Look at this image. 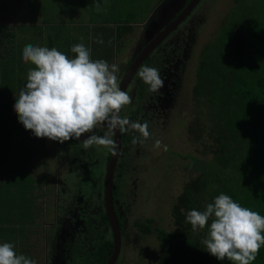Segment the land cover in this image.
<instances>
[{"label": "flooded vegetation", "instance_id": "obj_1", "mask_svg": "<svg viewBox=\"0 0 264 264\" xmlns=\"http://www.w3.org/2000/svg\"><path fill=\"white\" fill-rule=\"evenodd\" d=\"M192 1L186 0L181 10L166 23H161L160 30H155L148 27V21L150 15L165 0H152L148 12L137 14V21L128 22V28L120 31L119 35L117 31L113 33L116 40L113 48L123 51H120L121 60H113L120 69L119 86L121 88L129 77L125 91L132 97L131 104L125 106L120 115L133 121L148 122L151 136L144 143H132L133 137L139 135L136 132L117 131V142L115 134H112L116 144V154L113 155L102 146L94 145L84 150L80 141L75 139L59 143L47 138H37L31 130H25L23 125L19 128L18 133L25 134L26 141L23 143H30V146H23V151L28 150L33 158L29 159L31 164L28 160L20 164L22 172L17 176L18 180L4 184L3 190L0 187V194H7L5 197L0 195V199L5 204L10 203L9 210L6 205L0 207V212L5 208L0 215V231H4L0 234V243H13L17 254H24L37 264H108L115 252L112 264H126L131 257L140 258L145 250V240L152 239L156 246L149 251L145 250L148 252L147 264L155 248L157 261L161 251L158 235L169 231L172 222L164 223L161 215L153 217L149 214L154 211L159 214L164 201L171 207L182 190L175 197L169 196L167 200L165 190L160 197L155 194L158 189L154 188L156 183L153 179L146 181L147 176L160 179L156 173L159 166L163 165V160H166L163 153L168 154V159L170 153H174L166 143H161L162 146L156 148V137L159 132L168 135V131L175 128L177 110L188 103L180 94L186 91L187 85L189 87L191 79L194 84L188 100L190 102L192 98L195 107L197 106V69L202 61V54L211 46L209 44L214 37L210 35L207 45L201 47L202 50L198 49V38L205 29L203 7L206 4L213 6L216 0H210L213 4L208 0H199L189 9L186 17L178 22ZM207 17L212 19L209 13ZM83 25L81 23L75 27L72 24L70 30L74 28L73 30L78 31ZM133 27L135 28L131 29ZM169 28V33L154 45L156 38ZM122 40L125 41L124 44H121ZM195 51L201 54L197 57ZM142 66L157 68L164 78L165 86L158 92H150L149 86L138 76ZM190 126L191 124L186 129L189 138L192 135ZM104 131L98 130L97 134L103 135ZM180 131L177 127L175 134L172 132V139L176 140L173 143L175 146L179 137L181 138ZM84 138L86 136H82L81 140ZM150 145L155 147L153 156L150 155L152 150L146 148ZM163 145L167 146V151ZM179 155L178 153L176 157L183 159ZM191 164L188 162L184 168L188 173H192ZM25 170L28 172H23ZM65 170L67 177L64 184L69 186H64L67 197L61 192L60 184V175ZM110 170L111 203L107 207L106 181ZM144 186L152 188L149 190L154 196L153 203L138 198L139 189ZM20 193L26 195L28 201H20L25 209L15 211L14 199L17 200ZM155 196L158 198L155 199ZM9 198H12V202ZM107 208L113 210L115 221L109 218ZM112 224H116V228ZM165 224L170 226L165 227ZM142 262L143 260H139V264Z\"/></svg>", "mask_w": 264, "mask_h": 264}, {"label": "trees", "instance_id": "obj_2", "mask_svg": "<svg viewBox=\"0 0 264 264\" xmlns=\"http://www.w3.org/2000/svg\"><path fill=\"white\" fill-rule=\"evenodd\" d=\"M85 1L94 6V0H70L68 6L73 11L82 9ZM110 1L112 9L102 14V26L94 29L100 35L105 34L104 37L113 38V44V30L119 35L128 28V22L136 20V15L131 12L123 15L125 6L118 8V0H106L108 4ZM233 3L211 46L202 54L196 74V107L203 106L205 110L199 111L197 118L202 121L199 123L197 119L190 132L196 140L207 136L208 141L201 142L204 149L199 152L204 158H192L191 179L171 203L172 224L169 231L158 235L161 251L156 264H233L228 260L218 261L206 251L201 240L207 227L193 232L185 222L188 211L203 210L220 193L249 209L252 201L259 198L260 203L253 206V211L264 216V0H233ZM91 10L95 16V9ZM52 21L57 20L52 17ZM107 24L115 25V29ZM14 28L36 38L29 43L37 44L43 39L41 31L32 35L33 26L20 24L12 27V31ZM9 29L0 26L1 39L14 37ZM72 41L69 51L64 53L69 57L71 47L79 44ZM44 45L57 43L50 39ZM91 49L94 53L92 40ZM252 264H264V245Z\"/></svg>", "mask_w": 264, "mask_h": 264}, {"label": "clouds", "instance_id": "obj_3", "mask_svg": "<svg viewBox=\"0 0 264 264\" xmlns=\"http://www.w3.org/2000/svg\"><path fill=\"white\" fill-rule=\"evenodd\" d=\"M96 11L100 2L94 0ZM103 43V40H98ZM111 43V41H109ZM74 58L56 48L26 45L22 60L34 67L27 72V83L20 90L13 105L18 121L25 130H31L37 138H47L64 143L70 139L80 141L84 150L102 146L113 155L116 144L112 134L116 131L138 133L132 143H144L150 136L148 122L133 121L120 115L131 104L132 97L119 86V65L103 59L93 60L91 50L83 43L70 49ZM138 76L149 86L150 92H158L164 78L155 67L142 66ZM98 130H105L98 135ZM82 136H86L81 140ZM161 141H155L160 148ZM165 151L167 146L163 145ZM185 222L193 232L207 227L201 240L206 251L218 261L233 264H252L264 245V216L241 206L229 195L220 193L203 210L186 213ZM0 264H37L24 254H17L14 244L0 243Z\"/></svg>", "mask_w": 264, "mask_h": 264}, {"label": "rangeland", "instance_id": "obj_4", "mask_svg": "<svg viewBox=\"0 0 264 264\" xmlns=\"http://www.w3.org/2000/svg\"><path fill=\"white\" fill-rule=\"evenodd\" d=\"M74 1V0H72ZM90 1V0H88ZM149 0H118V5L120 8L122 5L125 6L124 10H122V14L124 15L126 12H131L133 15H137L139 13H146L148 12L151 8L149 7L150 5L148 4ZM210 2V0H208ZM15 0L10 1L8 4H4L0 6V13L4 15L3 20V26L10 27L9 32L14 34V37H10L8 42L10 44H6L8 46H16L17 44L20 43H25L27 41H35L36 38L28 35L27 31H19L14 28V31H12V27L19 26L20 24H25V26H33L32 28V35L35 34L38 31L42 32V35L45 36V39H41L40 41L37 42V44H46L49 43V40L52 39L54 42L57 43V45H48V48H56L57 50L61 51L62 53H67L70 48V41L72 39L74 41H78L79 44L83 43L87 48L91 49V40L93 42V48H94V53H91V58L93 60L97 59H103L107 61L109 64L113 63V60L116 62L121 60V53L123 52L122 49H115L113 48L112 44V39L108 38L107 36L104 37V35H100L95 27H100L102 26L101 18L102 14L108 13L109 9H112V2L110 1L109 4L106 2V0H96V2H100L101 4V11H96L95 5H87V1H85L83 4H81L82 9H77L75 11L72 10L73 7L68 6V2L70 0H26L27 3H22L24 5H19L20 3L16 2L14 3ZM213 4L212 2H210ZM133 4V5H132ZM233 0H216L213 6H208L207 4L203 7V11L205 13V18H204V23H205V29L203 33L200 34L198 38V49L203 46L207 45V42L209 40V36L216 35L217 31L225 21L227 13L230 11V9L233 7ZM76 6V5H75ZM117 8V9H118ZM95 9V16L92 14V10ZM34 11L32 15H30V12ZM210 14V18L207 17V14ZM116 14V13H115ZM47 21H46V17ZM152 15H150L151 18ZM52 17L59 21H52ZM34 19V20H33ZM213 20V21H212ZM137 21V20H135ZM55 22L59 23L55 24ZM133 22V21H132ZM81 23H84L83 28L79 29L78 31L70 30L71 25L73 24L75 27L80 25ZM109 28L115 29V25H106ZM135 27L131 28L134 29ZM138 28V27H137ZM12 31V32H11ZM116 29L113 30V33H115ZM27 34V36H24V34ZM48 34V35H47ZM22 36V37H20ZM91 38V40H90ZM108 38V39H107ZM107 39V40H106ZM213 39V38H212ZM98 40H103V43H98ZM115 40V39H114ZM111 41V43L109 42ZM124 40H122L121 44H124ZM78 44V43H77ZM116 44V40H115ZM201 48V50H202ZM119 50V51H118ZM121 51V53H120ZM114 54V55H113ZM195 54L200 55L199 52L195 51ZM116 56V57H115ZM70 58H74V55L71 53ZM8 65V64H7ZM7 65L3 64V62H0V89L4 88L8 82H15V80H20L15 82L14 84H17L19 86V83H23L25 80V73L19 72L18 76L15 75L12 71L11 68L10 70L8 69ZM9 66V65H8ZM192 82V83H191ZM189 84V87L187 85L186 91H182L180 96L182 99H186V102H188L184 107L180 108L177 110L175 117V128H173L171 131H168V135L165 134L164 132L161 133L159 132L156 140L160 139L162 144H168L167 146L172 148V152L170 153L171 156H169L168 159V154H165V162L163 160V165L159 166L160 168L158 169V175L157 177L160 179H155L152 177L147 176L146 181L153 179V182L155 184V189L158 191L155 193L160 197L161 193L163 195V191L165 190L168 194L167 195V200L168 197L172 196L175 197L180 190H182V187L185 183L191 179V172H186L184 169L187 167V163L190 162L192 163V158L193 157H201L204 158L202 155L199 154V152L203 151V144L201 142L207 143L208 139L207 136L201 137L199 140H196L194 138V133L190 135V138L186 132V129L188 125H192L197 119L198 122L201 123L202 119L197 118L201 113L204 112L205 108L203 106L198 109L195 107L193 100L191 98L190 102L188 100V94L191 96V88L193 87L192 85L194 84L192 79ZM188 88V90H187ZM201 111V112H199ZM182 115V116H181ZM204 118V117H203ZM205 119V118H204ZM1 120V119H0ZM182 124V125H181ZM181 125V126H180ZM8 126H10L8 124ZM183 126V127H182ZM180 129L181 133V138L179 137L178 139V144L175 146L173 143H175L176 140L172 139L173 133L175 134L176 128ZM168 129V128H167ZM173 132V133H172ZM150 140V139H149ZM173 141V142H172ZM146 148L148 150H152L150 153L151 156L154 155V150L155 147H150ZM43 152V151H40ZM180 154L183 159L177 158V154ZM5 159L9 165L3 164L4 161L2 159ZM163 158V157H162ZM14 161V154L12 151L9 153H0V167H10V169H13V166L11 164ZM11 163V164H10ZM21 163V160H20ZM167 166V167H166ZM20 167V164H19ZM226 172V171H225ZM224 172V173H225ZM20 174V170L18 172V175ZM66 170L63 171L60 175V184L62 185L61 192L63 193L64 197H67V191L64 192V186L69 187L68 185L64 184L66 180ZM19 178L17 177L16 180ZM18 186L19 183H18ZM153 188V189H154ZM152 188H149L147 186L140 187L139 193H138V198L144 202L150 203L153 201L154 196L150 193V190ZM1 195V194H0ZM15 198V197H14ZM158 197L155 196V199ZM151 199V200H150ZM154 199V200H155ZM9 201L12 202V198H9ZM20 201H25L27 202V197L26 195H23L22 193L17 195V200L14 199V202L18 205ZM20 203V206L18 208L16 207V204H13V209L16 211H22L25 209ZM153 203V202H152ZM260 203V199L257 198L255 201H252V205L250 206V209L253 210V206ZM2 205H6L7 209H10V203L9 202H3L0 199V207ZM158 206V204H157ZM259 206V205H258ZM264 203L262 205L263 209ZM161 208H159V214L154 211L153 213H150L149 215H152L153 217H157L159 215L162 216V220L165 223L166 221H171L170 219V206L167 204L166 201L161 203ZM157 208V207H156ZM155 208V209H156ZM158 209V208H157ZM5 208L3 209L4 212ZM149 211V210H148ZM3 212H0V215L3 214ZM10 218L13 219V216L10 215ZM168 219V220H167ZM170 224H165V227H169ZM4 231H0V234L3 233ZM145 247L144 249L149 251L151 250L154 246H156L155 242L152 239H147L145 240ZM143 251L141 257H137L136 259H131L127 262L126 264H139V260H143L142 264H147V256L146 254L148 253L147 251ZM156 252L157 249L155 248L153 250L152 256L150 255L148 264H156ZM128 260V258H127Z\"/></svg>", "mask_w": 264, "mask_h": 264}, {"label": "crops", "instance_id": "obj_5", "mask_svg": "<svg viewBox=\"0 0 264 264\" xmlns=\"http://www.w3.org/2000/svg\"><path fill=\"white\" fill-rule=\"evenodd\" d=\"M10 1L13 0H0V6L4 4L10 3ZM27 3L26 0H15L14 3ZM3 20L4 15L0 13V26H3ZM59 22V21H57ZM55 22V24L60 25L59 23ZM48 35V34H47ZM27 36V35H26ZM0 35V62H3V64L7 65L8 69L15 73L16 76H18L19 72L25 73V80L23 83H19V86L17 84H14L15 82L19 80H15V82H8L4 86V88L0 89V153H9L10 151L14 154V161L11 164L13 166V169H10V167H0V187H2V190L4 189L3 185L11 184L13 181L16 180L18 176V172L21 167H19V164H24V161L28 162L29 159L33 158L31 155H29L28 150L23 151V146H30V143L27 141L26 144L23 142L26 141L25 134L22 132V134L18 133V130L20 127H22V124L18 121L17 114L13 110V105L16 102L15 98H18L20 90L26 85L27 83V72L30 68L34 67L31 63H25L22 60V50L23 48L28 45L30 40L25 43H19L16 46H8L6 44H10L8 40L1 39ZM28 37V36H27ZM43 39L45 36H43ZM32 44V43H29ZM34 46H44V44H32ZM8 124L10 126H8ZM30 156V157H29ZM23 159V161L20 160ZM4 161L3 164L9 165L7 161L3 158ZM31 164V162H29ZM22 170H20V173ZM23 172H28L27 170ZM1 196L5 197L7 194L1 193ZM3 201V200H2ZM5 202V201H3Z\"/></svg>", "mask_w": 264, "mask_h": 264}, {"label": "water", "instance_id": "obj_6", "mask_svg": "<svg viewBox=\"0 0 264 264\" xmlns=\"http://www.w3.org/2000/svg\"><path fill=\"white\" fill-rule=\"evenodd\" d=\"M199 0H193L191 2V4L189 5V7L186 8L184 14L179 18L178 22L180 21V19H183L184 17H186V15L188 14V11L190 8H192L194 5H196V3ZM186 0H165V2L163 4H161L160 6H158L156 8V11L152 14L151 18L149 19L150 21L148 24V27H153L156 29L160 30V24L161 23H166L167 20L171 19L173 17V15L178 12L179 10L182 9V7L184 6ZM171 30V28L166 29L163 33H161L155 40V43H157L158 41H160L161 39H163ZM153 46V44L151 45V47ZM149 50H147V52H144V54L142 55V57H144L146 55V53H148ZM129 80V77H127V79L125 80V82H123V84L121 85V90L125 91V87H126V83ZM115 134V140L116 142L118 141L119 138V134L117 133V131L114 133ZM112 166V165H111ZM111 181H112V173L111 170L108 172L107 175V181H106V202H107V207L108 205L111 203ZM108 210V216L111 219V221H115V217H114V212L113 210L107 208ZM112 226L114 228H116V224H112ZM115 249L117 250V238L115 241ZM115 255L116 252L113 256V258L110 260V262L108 264H112L113 260L115 259Z\"/></svg>", "mask_w": 264, "mask_h": 264}]
</instances>
